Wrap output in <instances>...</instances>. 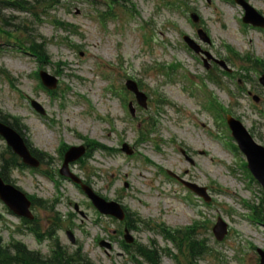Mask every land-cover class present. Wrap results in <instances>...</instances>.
Returning a JSON list of instances; mask_svg holds the SVG:
<instances>
[{"label": "rangeland", "instance_id": "374dc122", "mask_svg": "<svg viewBox=\"0 0 264 264\" xmlns=\"http://www.w3.org/2000/svg\"><path fill=\"white\" fill-rule=\"evenodd\" d=\"M129 1L135 9L130 30L119 31L112 21L106 23L105 29L100 28L97 24L96 11L104 8L106 0H58L55 18L66 23V27L70 25L71 30L75 32L74 35H71V31L56 34L50 24H45L46 27L41 29L43 33L49 35L52 32L58 39L67 36V40L75 45L83 42L87 44L82 50L87 51L84 62L74 65V69L69 65H60L58 68H68L65 73L70 74V76L62 73L59 75L60 89L65 92L64 100L67 102L78 100L79 102L80 98L75 93H81L89 100V106L85 102L84 104L77 102L76 110L83 108L84 111L90 113L76 114L73 106L61 110L57 105L59 92H57L56 99H52L43 90L34 92L35 79L30 74L32 70H35L36 63L33 65L27 62L28 67L26 68L23 63V60L27 59L25 55L1 52L6 49L11 51L9 47H0V66L17 80L13 88L6 77L0 74V108L5 113L11 111L14 115L30 118L23 119L22 123L30 127L33 140L38 143L44 142L50 152L57 149L60 139L70 144L78 143L77 133L94 138L100 137L113 148L120 147L121 142L135 145L139 154L129 158L123 153L111 152L110 155L103 156L98 164L92 161L98 157L95 153L93 154L96 158L91 157L84 171L87 172L93 167L97 170L95 176H102L104 173L105 177L102 181L94 176L91 177L96 188L105 196L113 198L122 186L123 180L127 179L132 185L128 193L124 195L123 201L131 211L154 219L152 220L153 225L155 222L164 221L170 226H182L193 221H200V218L207 221V219L213 220L216 215H221L229 225V234L223 242L218 243L211 234L209 224H206L205 229L200 231V237L205 240L210 254H205L206 257L202 259L201 264H257L252 245H257L264 250V226L241 216V213H252V210L242 202L243 200L248 199L252 205L259 203L258 206L262 207L260 201L256 199L257 186L249 184L243 169L240 168L239 160L227 150L222 139L223 127L216 116L205 109L196 110L201 108L200 87L196 94L192 93L191 88L193 87L189 80L192 79L195 83L197 81L192 77L186 78L185 89L181 90L169 84L158 86L156 80L158 70L153 60H156L154 56L159 55L163 47L166 62L176 61L177 71L183 69L201 72L199 64L195 65L191 58L183 54L185 51L182 46L177 45V43L181 44L182 34L192 35L197 28L189 17L193 8L200 13L204 29L212 39L211 50L217 55L231 57L226 52V44L242 54L253 52L264 58V31L255 27L241 28L238 23L241 10L225 0H210L209 4L206 0H187L188 7L185 10L191 8L181 14L168 10L166 7L153 10L159 0H144V6H140L138 0ZM250 2L264 14V0H250ZM73 8H78L80 13L75 15ZM114 8L120 9L121 7L115 4ZM0 16L3 22L0 25L7 30L22 23L30 24L28 15L20 8L7 9L0 5ZM146 18L151 20L152 32H157V37L150 44V50L142 41L139 28L135 27L137 21ZM143 37L149 40L150 32L144 31ZM159 39H163L167 44L160 45L157 43ZM3 43L0 40V45ZM123 48L126 53L123 52ZM91 52L109 64L103 69L96 68L93 64L94 58L89 55ZM47 53L54 60H65L67 63L69 61L72 63L77 56L76 50L60 46H54L51 50L47 49ZM230 65L237 69L236 61L235 65ZM46 70L52 71L48 65H46ZM97 70L100 75H94L88 81ZM119 73L133 76L135 80L138 79L149 99L155 100V104L149 103V107L140 113L139 119L142 120V126L145 124V127H148L152 124L151 130L155 132L147 135L148 139L144 143L136 142L140 131L138 132L135 128L137 122L131 121L128 117L123 107L122 95L102 88L105 84H110L114 88L113 81L118 83L116 75ZM122 79L123 77L119 81L124 82ZM65 83H68L72 89H65ZM244 86L248 89L245 90L241 100H238V104H231L236 98L225 94L222 88L215 89L209 83L208 89L213 90L216 98L224 106L230 105L235 116H241L244 125L254 138L264 144V116L260 113V111L264 112V94L261 95L258 108L250 109V99L246 96L247 91L254 92L253 90L261 91V89L251 78L246 80ZM117 88L121 90V87ZM102 92L105 94L102 95ZM29 98L42 103L49 116L54 117L55 120L52 122L47 118L39 120L35 114L30 113L25 103ZM0 144L2 145L1 141ZM179 145L189 149L194 165H190L176 151ZM145 157L153 163H148L146 159L144 160ZM159 165L179 173L187 170L188 173L184 177L208 187V192L212 196V204L203 205L195 197L190 199L185 189L158 172ZM75 170L77 173L82 172ZM139 171L144 172L145 179L139 178ZM125 173H127L126 178ZM14 177L17 179L16 183L28 191H38L43 195H48L51 191L49 182L44 179L37 180L40 178L36 175H33L34 178L31 179L26 171L23 173L15 171ZM149 186L156 188L160 194L154 189L150 190ZM142 189H145V192ZM65 192L68 196H73L75 200L82 198L72 185L67 186ZM135 195L140 200L136 199ZM144 200H148L149 204L144 205L145 203L142 202ZM159 209H161L160 212H158ZM0 213L6 214L1 203ZM4 219L12 223L11 227L17 225V220L13 217ZM4 226L5 223L0 221V235L3 237V242H7L6 239L10 234ZM139 235L141 239L154 236V234L149 235L148 231L139 232ZM11 236L27 245L31 244L25 235L11 234ZM79 236L82 237L87 253L94 261L98 258L104 259L101 251L92 245V236H81V234ZM154 239L158 247L163 246V241L159 236H154ZM117 251H120L119 247L112 254L115 256V260L112 261L124 264L125 256H118ZM103 261L107 263L105 259ZM161 261L162 264H175L169 256L163 257Z\"/></svg>", "mask_w": 264, "mask_h": 264}, {"label": "water", "instance_id": "95a60500", "mask_svg": "<svg viewBox=\"0 0 264 264\" xmlns=\"http://www.w3.org/2000/svg\"><path fill=\"white\" fill-rule=\"evenodd\" d=\"M253 151L248 150L247 153L251 156H253L254 158H256L257 160L260 161H264V151L260 148L254 147L253 146ZM256 151H259L261 154H263L262 158L257 157L256 155ZM250 167L252 168V170L254 171V173L259 177V179L262 181L263 185H264V162L263 164H260L256 161H254V159L252 157H250Z\"/></svg>", "mask_w": 264, "mask_h": 264}]
</instances>
